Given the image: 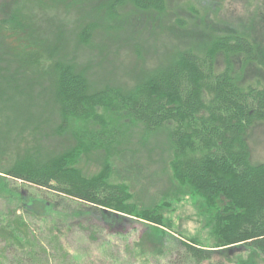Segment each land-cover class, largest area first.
Masks as SVG:
<instances>
[{
  "label": "trees",
  "instance_id": "trees-1",
  "mask_svg": "<svg viewBox=\"0 0 264 264\" xmlns=\"http://www.w3.org/2000/svg\"><path fill=\"white\" fill-rule=\"evenodd\" d=\"M83 1L0 2L1 251H22L30 262L39 254L65 261L70 232L80 229L86 240L104 234L103 251L114 245L134 262L175 254L185 264H202L247 252L245 264H264V159L255 162L249 146V133L264 122L261 29L223 23L204 46L196 40L202 49H181L153 67L132 57L120 65L121 52L89 44L91 60L81 64L70 60V28L61 12L45 26L38 20L47 10ZM90 1L107 23L127 11L140 13L152 28H199L193 15H175L167 24L162 15L171 0ZM91 21L79 40L94 33L99 22ZM252 66L259 73L250 74ZM96 108L121 113L148 132L167 131L170 151L163 161L173 194L202 202L213 249L171 238L161 204H138L128 184L108 179L109 163L92 174L78 168V152L104 134L84 138L73 124L89 120ZM24 185L40 195H21ZM136 230L138 238L128 241ZM71 256L80 259L77 251Z\"/></svg>",
  "mask_w": 264,
  "mask_h": 264
},
{
  "label": "rangeland",
  "instance_id": "rangeland-1",
  "mask_svg": "<svg viewBox=\"0 0 264 264\" xmlns=\"http://www.w3.org/2000/svg\"><path fill=\"white\" fill-rule=\"evenodd\" d=\"M0 2L2 3V0ZM90 2L92 1H83L81 6L70 5V9L58 7V9L47 10L38 20V23L45 26L48 24L46 21L58 15L57 11L61 12L60 16L66 18V26L70 28V60L73 61L75 58L81 64L88 59L91 60L93 51L89 44L94 46L106 44L105 46L112 51L121 52L122 55L118 56L123 59L119 60L120 65L121 63L129 64L128 58L132 57L131 59L138 58V61L153 67L161 59L173 57L181 49L191 46L202 49L214 35L210 31L223 27V23L240 24L247 31L248 26H255L261 29L260 33L264 38V0H171L170 7L162 15L167 24L175 19V15L185 19L193 15L191 20L198 18L196 25L199 27L198 30L196 27L186 26L183 31L178 28L175 31V27L165 25L162 29L149 27V22L140 13L134 16L127 11L123 12L122 18L116 17L110 20L109 26L100 12L91 9ZM91 20H95L96 24L99 22V25L88 40H79L78 34L86 23L94 22ZM77 21L82 24L79 25ZM200 38L202 41L199 44L202 43L203 46L196 45L198 44L196 40ZM252 68L254 69L250 74L259 73L257 66ZM261 74L264 76L263 71ZM118 76H120L119 71ZM95 111H97L95 117L89 120L81 118L73 124L74 129L85 135L84 138L93 135L96 130H101L104 134L94 143V147L86 145L87 150L78 152V168L85 174H92L99 172L109 163L108 179L128 184L133 189V197L138 204H161L160 211L163 214L165 226L163 228L171 238H193L203 247L213 249L216 238L212 237L211 227L209 228L207 224L209 216L200 210L202 202L192 195L173 194L175 187L173 188L171 183L173 182L171 172L168 168L169 174L167 173L168 171L164 168L167 165L163 161L170 151L167 131L148 132L143 126L138 125V122L128 119L121 113L104 108H96ZM249 136L251 157L255 162H259L264 159V122L254 126ZM85 141L88 140L85 139ZM19 184L22 183L18 182L16 185ZM18 190H21V195L29 192L39 194L28 185L19 186ZM141 228L142 226L139 229ZM138 232L136 230L130 233L128 241L137 239ZM101 240H105L104 234L98 235L96 241H91L86 240L83 231L75 229L70 232V257H66L65 261H58L56 256L49 260L45 255L39 254L30 262L26 261V255L22 254V251L18 254L5 253L0 248V264H135L137 262V260L134 262L129 254L121 255L114 245H109L103 251L100 245ZM47 249L51 250L49 246ZM73 251L80 254V259L75 260V256L74 258L71 256ZM248 256L247 252L236 253L232 258L221 257L202 264H245L248 262ZM137 264L185 263L173 254L164 261L153 258L149 261L140 260Z\"/></svg>",
  "mask_w": 264,
  "mask_h": 264
}]
</instances>
